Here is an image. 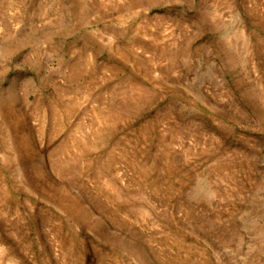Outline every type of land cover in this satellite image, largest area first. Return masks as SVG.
<instances>
[{
  "label": "rangeland",
  "instance_id": "obj_1",
  "mask_svg": "<svg viewBox=\"0 0 264 264\" xmlns=\"http://www.w3.org/2000/svg\"><path fill=\"white\" fill-rule=\"evenodd\" d=\"M0 264H264V0H0Z\"/></svg>",
  "mask_w": 264,
  "mask_h": 264
}]
</instances>
